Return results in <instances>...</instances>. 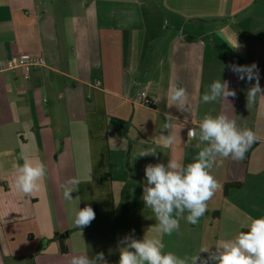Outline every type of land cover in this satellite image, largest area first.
<instances>
[{
  "label": "crops",
  "instance_id": "obj_1",
  "mask_svg": "<svg viewBox=\"0 0 264 264\" xmlns=\"http://www.w3.org/2000/svg\"><path fill=\"white\" fill-rule=\"evenodd\" d=\"M152 8L153 0H0V264H68L74 251L118 264L122 238L154 232L142 200L145 166L193 162L198 139L187 131L206 113L228 115L257 140L241 161L217 159L212 174L222 187L197 224L180 219L163 237L164 251L190 256L233 236L247 217L264 216V96L247 105L255 80L229 67L255 63L264 89V0H163L159 20ZM25 54L45 66L27 79L4 69ZM217 79L236 97L203 103ZM174 85L187 90V112L167 106ZM165 113L174 132L183 128L182 141L136 158L167 134ZM22 154L47 169L42 190L27 196L12 186ZM73 177L80 183L67 201L61 185ZM78 202L95 212L82 230L73 225Z\"/></svg>",
  "mask_w": 264,
  "mask_h": 264
},
{
  "label": "clouds",
  "instance_id": "obj_2",
  "mask_svg": "<svg viewBox=\"0 0 264 264\" xmlns=\"http://www.w3.org/2000/svg\"><path fill=\"white\" fill-rule=\"evenodd\" d=\"M234 50H238L237 39ZM230 70L237 74L238 79L249 82L255 80L247 91V105L255 103L258 95L264 96L260 86L259 69L255 63L251 65H231ZM236 97L235 90L229 88L228 81L217 79L211 83L208 91L202 95L205 104L217 102L220 99ZM167 106L175 107L180 112L188 111V93L182 85H174L168 91ZM172 123V115L165 113V123L161 131L155 135V147L141 149L136 158L156 156L157 148H171L178 140L182 141L179 128ZM188 140H197L199 149L193 162L185 164L181 159L172 157L167 163L147 164L144 169L145 184L142 200L145 207L151 209L156 221L152 235L145 233L143 239L125 236L119 241L118 264H264V216L247 217L241 223L237 232L229 237L217 240L213 245H202L190 256L180 257L175 253L165 252L163 237L179 230V220L186 219L189 224H197L208 211V201L222 187L212 174V169L218 158L241 161L256 142L257 136L250 128H241L235 119L226 114L216 116L206 113L197 128H189ZM23 164H14V190L21 195H30L43 188L46 176V165L39 160L22 154ZM80 180L69 178L61 185L63 198L74 200L72 193L78 191ZM77 203L73 219L74 227L82 230L95 219L91 206L78 207ZM187 212V216H185ZM246 229V231H244ZM214 249V250H213ZM200 253H207L202 257ZM68 264H108L103 253L89 257L86 253L75 252Z\"/></svg>",
  "mask_w": 264,
  "mask_h": 264
},
{
  "label": "built area",
  "instance_id": "obj_3",
  "mask_svg": "<svg viewBox=\"0 0 264 264\" xmlns=\"http://www.w3.org/2000/svg\"><path fill=\"white\" fill-rule=\"evenodd\" d=\"M44 66V60L41 56L25 54L8 59L4 69L23 79H27L32 72ZM96 85H99V83H96ZM139 100L144 106L151 107V101L147 98L145 92L140 93Z\"/></svg>",
  "mask_w": 264,
  "mask_h": 264
},
{
  "label": "rangeland",
  "instance_id": "obj_4",
  "mask_svg": "<svg viewBox=\"0 0 264 264\" xmlns=\"http://www.w3.org/2000/svg\"><path fill=\"white\" fill-rule=\"evenodd\" d=\"M162 5H163V0H153V8H152L154 10L153 19L159 20L162 16H166V12L164 11V9L162 11L160 10V13L158 12L157 7H162Z\"/></svg>",
  "mask_w": 264,
  "mask_h": 264
},
{
  "label": "trees",
  "instance_id": "obj_5",
  "mask_svg": "<svg viewBox=\"0 0 264 264\" xmlns=\"http://www.w3.org/2000/svg\"><path fill=\"white\" fill-rule=\"evenodd\" d=\"M236 185H226L225 186V190H227L228 189V187H235ZM56 238V236L54 237V239ZM57 239V238H56ZM59 241V243H60V247H61V249L63 250V244H62V242L60 241V240H58Z\"/></svg>",
  "mask_w": 264,
  "mask_h": 264
}]
</instances>
